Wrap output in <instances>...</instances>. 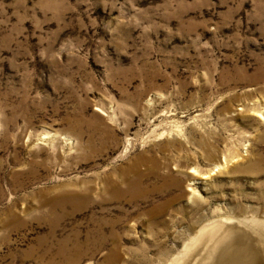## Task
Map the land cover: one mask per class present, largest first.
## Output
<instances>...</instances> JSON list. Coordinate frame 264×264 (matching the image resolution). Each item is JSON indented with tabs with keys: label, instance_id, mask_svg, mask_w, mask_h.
I'll return each mask as SVG.
<instances>
[{
	"label": "rangeland",
	"instance_id": "obj_1",
	"mask_svg": "<svg viewBox=\"0 0 264 264\" xmlns=\"http://www.w3.org/2000/svg\"><path fill=\"white\" fill-rule=\"evenodd\" d=\"M0 264H264V0H0Z\"/></svg>",
	"mask_w": 264,
	"mask_h": 264
},
{
	"label": "bare ground",
	"instance_id": "obj_2",
	"mask_svg": "<svg viewBox=\"0 0 264 264\" xmlns=\"http://www.w3.org/2000/svg\"><path fill=\"white\" fill-rule=\"evenodd\" d=\"M233 233H234V232H233ZM224 236H225V235H224ZM224 236H223V237H224ZM236 236H237V235H236ZM199 238H200V237H199ZM224 238H225V237H224ZM201 240H202V239H201ZM222 240H223V239H222ZM231 240H233V239H231ZM248 241H250V240H248ZM218 242H220V241L218 240ZM218 242H217V243H218ZM223 242H224V240H223ZM223 242H222V243H223ZM230 243H231V242H230ZM219 244H221V242H220ZM228 244H229V243H228ZM231 244H232V243H231ZM233 244H234V243H233ZM237 244H238V243H237ZM239 244H240V243H239ZM214 246H215V245H214ZM216 246H218V244H217ZM200 249H201V248H200ZM240 249H241V248H240ZM244 249H245V247H244ZM221 250H223V249H221ZM245 250H246V249H245ZM253 252H254V251H253ZM213 253H214V252H212V254H213ZM209 254H210V253H209ZM212 254H211V255H212ZM245 255H246V254H245ZM213 257H214V256H213ZM229 258H230V256H229ZM259 258H260V257H259ZM187 259H188V258H187ZM187 259H186V260H187ZM208 259H209V258H208ZM214 259H215V258H214ZM231 260H232V259H231ZM249 260H250V259H249ZM198 261H199V260H198ZM198 261H197V262H198ZM233 261H234V260H233ZM245 261H246V260H245ZM247 261H248V260H247Z\"/></svg>",
	"mask_w": 264,
	"mask_h": 264
}]
</instances>
